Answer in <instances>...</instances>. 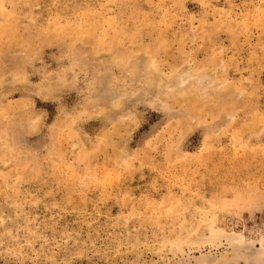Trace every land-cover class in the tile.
Returning a JSON list of instances; mask_svg holds the SVG:
<instances>
[{"label":"rangeland","instance_id":"374dc122","mask_svg":"<svg viewBox=\"0 0 264 264\" xmlns=\"http://www.w3.org/2000/svg\"><path fill=\"white\" fill-rule=\"evenodd\" d=\"M0 264H264V0H0Z\"/></svg>","mask_w":264,"mask_h":264}]
</instances>
